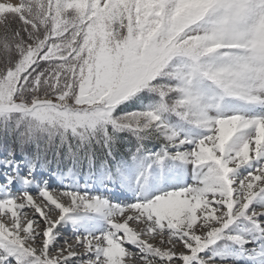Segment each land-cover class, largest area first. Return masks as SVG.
Segmentation results:
<instances>
[{"label": "snow or ice", "instance_id": "6c2138e0", "mask_svg": "<svg viewBox=\"0 0 264 264\" xmlns=\"http://www.w3.org/2000/svg\"><path fill=\"white\" fill-rule=\"evenodd\" d=\"M0 264H264V0H0Z\"/></svg>", "mask_w": 264, "mask_h": 264}]
</instances>
